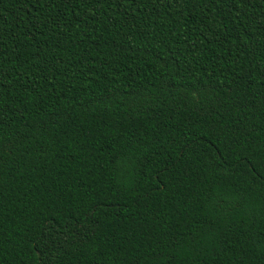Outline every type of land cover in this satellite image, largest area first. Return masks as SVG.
<instances>
[{
  "label": "trees",
  "instance_id": "trees-1",
  "mask_svg": "<svg viewBox=\"0 0 264 264\" xmlns=\"http://www.w3.org/2000/svg\"><path fill=\"white\" fill-rule=\"evenodd\" d=\"M0 264H264V0H0Z\"/></svg>",
  "mask_w": 264,
  "mask_h": 264
}]
</instances>
